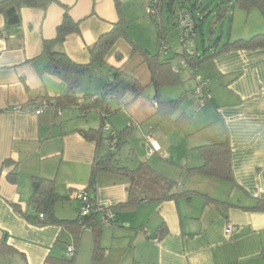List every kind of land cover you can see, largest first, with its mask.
<instances>
[{
	"label": "crops",
	"instance_id": "crops-1",
	"mask_svg": "<svg viewBox=\"0 0 264 264\" xmlns=\"http://www.w3.org/2000/svg\"><path fill=\"white\" fill-rule=\"evenodd\" d=\"M57 1L80 24L78 32L55 45L53 51L64 53L78 65H87L89 49L118 21L114 2ZM217 11L215 8L212 16H217ZM63 12L56 3L45 10L22 8L20 26L8 33L0 15V264H58L70 245L76 250L73 264H263L264 210L249 209L264 198V47L232 48L217 54L227 41L264 34V18L254 10L228 9L231 26L227 40L219 37L213 47L214 41L209 44L212 39L207 38L202 41V50L196 45L198 56L215 55L199 63L194 75L178 73L181 84L161 87L157 98L141 50L171 59V70L180 59V52L171 47L160 53L158 37L152 50L127 31L128 40L118 39L103 64L92 66L91 73L80 78L79 99L96 95L108 82L110 68L139 82L142 94L133 100L127 97L128 104L110 115L107 124L114 134L130 127L122 142L141 144L144 149L143 153L132 149L138 162L126 167L133 169L143 163L173 180L176 189L188 195L120 212L113 225L102 227L99 261L92 260L90 231H83L75 240L65 227L37 225L25 217L30 214L28 204L37 179L53 181L58 194L65 197L54 206L59 220L76 219L79 203L73 195L77 191L87 190L95 202L111 208L127 200L128 179L124 176L100 174L94 187L88 189L97 150L79 131L100 128L97 112L81 114L68 107L60 115L32 113L41 100L58 98L65 91L61 81L43 72L47 58L42 52L43 41L54 39ZM197 14L205 24V15ZM251 18L255 23L248 29L242 22L247 24ZM171 20L167 15L165 24L161 22L164 31ZM236 21L247 30L233 32ZM164 41L168 44L166 37ZM195 77L209 84L208 101L203 106L194 94ZM180 97L181 104L171 118H189L183 130L156 114L158 102ZM147 134L158 149L148 159ZM224 142L230 150L232 181L190 171L203 165L199 147ZM107 150L106 140L100 151ZM10 172L16 174L14 181L8 178ZM227 222L233 225L229 238L224 233Z\"/></svg>",
	"mask_w": 264,
	"mask_h": 264
},
{
	"label": "trees",
	"instance_id": "trees-1",
	"mask_svg": "<svg viewBox=\"0 0 264 264\" xmlns=\"http://www.w3.org/2000/svg\"><path fill=\"white\" fill-rule=\"evenodd\" d=\"M118 21L116 25L106 34L100 36L95 42L94 46L89 49L90 62L87 65H78L72 62L64 53L54 52L53 47L62 44L67 36L77 33L79 30V22L74 21L68 14L66 7L62 6L57 0H0V15L4 19V31L6 33L16 30L21 24L20 11L22 8L41 9L45 10L50 4H59L64 12L61 23L56 27L55 37L50 41H43L42 52L47 58V63L43 72L55 77L65 85L64 93L55 99H43L46 101H53L57 106L62 109L73 107L81 114L95 111L100 115L101 126L97 130L79 131V134L88 141H92L96 145V156L90 171V180L88 189H91L96 184L98 175L100 174H115L124 176L128 179L127 187V200L125 203L113 207L116 215L120 212L134 211L141 204L160 203L164 201L174 200L178 197L188 195L187 192L178 191L176 183L173 180L165 178L159 173L150 169L147 165L140 163L137 167L130 169L122 166L118 160L115 152H101L100 148L103 141L109 142L111 131L106 137H103V127L107 123V118L115 111L120 110L123 105H127V97L132 100L138 98L142 92L143 87L139 82L130 75H126L118 69L110 68L109 80L100 87L99 92L96 94L97 98L91 100L93 94L84 95L81 99L76 97L77 91L80 86V79L86 74H90L92 66L102 65L104 57L112 49L114 43L124 38L128 40L127 35V21L121 10V0H113ZM152 0L150 1V3ZM178 4V10L188 9L194 20V33L202 28L204 18L199 19L197 13H202L200 9V2L195 1L193 4L191 0H163L160 4V13H162L163 6L168 7L169 16L173 14L171 9L172 4ZM217 18L220 16L224 18L226 13L232 9H239L246 13L251 10L257 11L261 17L264 18V0H220L216 7ZM177 12V11H176ZM162 16V15H161ZM153 20V19H152ZM217 20V19H216ZM153 22H155L153 20ZM162 22V21H161ZM156 24V23H155ZM214 22L209 26L210 39L214 34ZM175 27V26H174ZM158 28V41L165 40L164 29L162 25H157ZM196 41V40H195ZM218 39L213 42V47L218 44ZM196 43V42H195ZM264 47V34L255 35L248 40H237L234 42H225L217 54L227 51L232 48L237 49H255ZM209 48V47H208ZM142 56L148 66L151 75V85L157 94L161 87H173L181 84L180 78L176 73L171 70V59H160V54H150L145 50H141ZM215 54L209 57L196 55L192 59H188L189 65L197 67L199 63L205 59H210ZM82 100V101H81ZM182 101V97L177 100L158 102L157 116L160 120L171 122L176 128L183 130L189 124V118L180 115L177 119L172 120L171 116L178 110ZM38 105V104H37ZM130 127L122 129L120 132L115 133L114 136L118 142L117 148L123 143L122 140L130 133ZM200 156L203 158V165L190 171L198 173L213 175L226 181H232L231 168H230V150L227 142L201 146L197 149ZM16 174L10 172L8 178L14 181ZM87 192V190H84ZM88 193V192H87ZM89 194V193H88ZM92 203H95L90 196ZM58 194L53 181L47 179H37L36 187L34 188L29 201L30 214H26L27 219L37 225H58L65 227L71 231L74 239L77 240L80 233H82V226L85 225L93 236V250L92 260L99 261L102 257V250L100 247V237L102 225L99 223L97 214H92L79 223L78 216L75 220H59L55 217L54 206L57 202L64 200ZM249 210H264V198H259L256 205ZM40 216L42 218L40 219ZM114 224V221L112 225ZM163 229V227L161 228ZM164 232V231H162ZM163 234V233H162ZM262 260L264 264V251L262 252ZM74 256L71 258L65 257L63 260H58V264H73Z\"/></svg>",
	"mask_w": 264,
	"mask_h": 264
},
{
	"label": "built area",
	"instance_id": "built-area-1",
	"mask_svg": "<svg viewBox=\"0 0 264 264\" xmlns=\"http://www.w3.org/2000/svg\"><path fill=\"white\" fill-rule=\"evenodd\" d=\"M163 0H152L151 3L147 4L148 15L153 19L156 25H161L162 17L160 13V4ZM173 24L175 28L179 31V45H180V59L178 61L177 67H173V72L178 74L181 71L188 72L190 75H194V72L197 70V67L194 65H189L188 59H192L197 55L196 49V34L194 33V20L191 13L188 9H180L173 14ZM168 46L164 40L160 41V53L166 52ZM197 84V88L194 91V94L200 99V102L203 105L208 101V82L199 77L194 78ZM97 95L91 97V100H95ZM14 111H18L14 109ZM53 112L57 115H60L61 109L53 101L41 100L38 105L32 110L34 115H39L42 112ZM103 133H110L112 130L110 126L106 123L102 129ZM110 141L108 142V152H114L115 148L118 146V142L114 136V133L110 134ZM146 145H148V151L146 153V159L157 151V146L150 134L144 136ZM74 198L79 203L78 209V219L80 225L82 220L89 217L92 214L99 215V223L104 227H109L112 225L115 220L116 214L113 209L109 206L99 204L97 202L92 203L89 197V194L82 190L74 193ZM42 216H40V219ZM82 231H89V228L85 225L82 226ZM233 232V225L231 222H227L225 226L224 233L227 238L231 236ZM156 242V241H155ZM75 247L70 245L66 248V257L71 258L75 254Z\"/></svg>",
	"mask_w": 264,
	"mask_h": 264
},
{
	"label": "rangeland",
	"instance_id": "rangeland-1",
	"mask_svg": "<svg viewBox=\"0 0 264 264\" xmlns=\"http://www.w3.org/2000/svg\"><path fill=\"white\" fill-rule=\"evenodd\" d=\"M150 1L151 0H121L120 6L129 26L127 27V31H129V34L142 44H148V46L152 50H154V46H157L156 42L158 28L147 12V4L150 3ZM195 1H199L201 3L200 9L205 15L204 17L206 20L203 28L199 31L198 39L195 41L198 49L202 50V41L206 40L207 38H210L209 26L211 23H213V20L216 17L212 16V14L214 13L215 8L220 3V0H191V3L193 4ZM170 10L172 11V13L176 12L178 10V4H172ZM169 13L170 12L168 11V7L166 5L163 6L161 13L162 22H164L163 24H165L167 15L169 16ZM197 15L199 16V14ZM230 19V16L226 15L224 18L218 16V19L216 21L214 20V34L212 35V40L211 42H209V44H212V42L215 41V39H218L219 37H222V40H227L231 26ZM172 21L173 20L169 22V25H165L166 31L164 32V37H166L168 47H171L173 50H178V52H180V33L175 27L173 28L171 24L173 23ZM254 23L255 20H252V18L247 24H244V22H242L243 25H248V29H250ZM242 24H239V22L236 21L232 27L233 32L247 30V27L243 28ZM169 52L170 51H168L167 53L170 54V57H172L174 53L172 54V52ZM132 149H135L134 151L141 150L142 153L144 150L141 149V144H135L132 146L130 144L122 143L120 147L115 148L114 152L116 153L117 158L121 162L122 166L130 167L131 164L138 162V154L135 153L136 157H134V155H132ZM143 158H145V155L143 156Z\"/></svg>",
	"mask_w": 264,
	"mask_h": 264
},
{
	"label": "water",
	"instance_id": "water-1",
	"mask_svg": "<svg viewBox=\"0 0 264 264\" xmlns=\"http://www.w3.org/2000/svg\"><path fill=\"white\" fill-rule=\"evenodd\" d=\"M78 79H80V77L78 78ZM36 185V183L34 184V186Z\"/></svg>",
	"mask_w": 264,
	"mask_h": 264
}]
</instances>
